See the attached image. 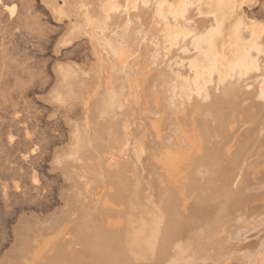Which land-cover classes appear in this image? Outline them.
I'll use <instances>...</instances> for the list:
<instances>
[{"label": "bare ground", "instance_id": "6f19581e", "mask_svg": "<svg viewBox=\"0 0 264 264\" xmlns=\"http://www.w3.org/2000/svg\"><path fill=\"white\" fill-rule=\"evenodd\" d=\"M4 248L264 264V0H0Z\"/></svg>", "mask_w": 264, "mask_h": 264}, {"label": "rangeland", "instance_id": "374dc122", "mask_svg": "<svg viewBox=\"0 0 264 264\" xmlns=\"http://www.w3.org/2000/svg\"><path fill=\"white\" fill-rule=\"evenodd\" d=\"M256 6H257V5L254 6V10L257 11L258 8H256ZM7 248H9V246H8ZM7 248H4V249H2V250L0 251V259H1L2 256H3V252L5 251V249L7 250ZM3 250H4V251H3ZM1 252H2V253H1Z\"/></svg>", "mask_w": 264, "mask_h": 264}]
</instances>
